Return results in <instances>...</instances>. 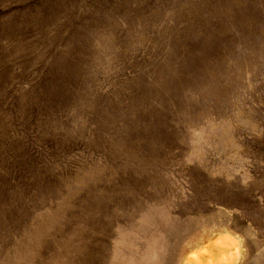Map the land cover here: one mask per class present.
Returning <instances> with one entry per match:
<instances>
[{
    "label": "rangeland",
    "instance_id": "obj_1",
    "mask_svg": "<svg viewBox=\"0 0 264 264\" xmlns=\"http://www.w3.org/2000/svg\"><path fill=\"white\" fill-rule=\"evenodd\" d=\"M0 264H264V0H0Z\"/></svg>",
    "mask_w": 264,
    "mask_h": 264
}]
</instances>
